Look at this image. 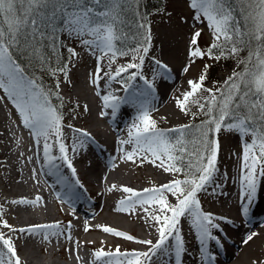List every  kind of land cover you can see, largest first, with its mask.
I'll return each instance as SVG.
<instances>
[{
    "label": "snow or ice",
    "instance_id": "obj_1",
    "mask_svg": "<svg viewBox=\"0 0 264 264\" xmlns=\"http://www.w3.org/2000/svg\"><path fill=\"white\" fill-rule=\"evenodd\" d=\"M183 2L191 15L179 16L177 24L189 25L190 20L192 31L188 37V63L182 71L188 73L198 59L205 58H235L242 67L215 88L205 85L209 64H204L196 78L187 81L188 90L175 98L176 107L192 121L202 116L199 123L163 128L146 105L140 106L126 137L117 138V159L139 167L149 164L172 179L140 191L129 186L117 189L113 184L108 191L125 193L115 211L136 214L156 234V239H141L111 226L90 225L86 220L84 233L99 229L142 246L130 250L119 244L94 248L90 264H184L189 249L182 221L198 242L197 264H214L212 246L222 247V224L235 223L205 210L200 199L201 194L226 195L224 181L228 176L218 167L222 133H236L241 139L242 153L233 155H237L239 163L236 207L244 221H250L258 194L264 192V0H239L243 25L229 0ZM164 15L171 19L166 10ZM198 25L210 30L212 42L206 48L199 45L203 29ZM69 41L95 59L88 83L101 101L100 118H115L125 102L112 89L113 83L127 89L128 83L139 77L152 87L143 74L146 59H151L157 74L170 76L171 69L152 55L153 24L140 12L139 0H0V99L6 98L16 110L21 126L33 141V156L41 166L58 173L60 166L66 165L76 175L75 158L94 139L86 129L66 122L60 87L62 82L71 84L69 65L80 56ZM62 49L67 51V57ZM244 50L247 55L240 58ZM121 59L123 63H119ZM45 75L54 79L52 88L44 85ZM78 108L81 105H71L67 112L71 120L81 115ZM82 108L83 113L90 114L87 104ZM33 156L25 159L32 162ZM31 173L35 180L37 169H31ZM58 199L68 202L63 197ZM8 203L16 207H47L41 195ZM7 212L5 205L0 204V264H24L17 243L21 237L38 238L44 245L64 240L73 245L65 251L69 255L75 253L78 261L82 259L81 241L73 238L71 221L67 225L55 221L18 227L9 222ZM71 214L75 216V208ZM258 236L257 232H250L243 243L248 245ZM47 251L46 247L41 248L42 253ZM253 264H264V260H254Z\"/></svg>",
    "mask_w": 264,
    "mask_h": 264
},
{
    "label": "bare ground",
    "instance_id": "obj_2",
    "mask_svg": "<svg viewBox=\"0 0 264 264\" xmlns=\"http://www.w3.org/2000/svg\"><path fill=\"white\" fill-rule=\"evenodd\" d=\"M173 3L174 7H172L174 9L182 6L181 0H175L173 1ZM175 13L180 12L174 10L173 14ZM181 15H184L186 17L189 15V12L187 10L182 11ZM190 24L191 21L189 20V25ZM169 25L172 29L157 28L156 26L153 28L155 49L152 55L162 59L166 64H168L169 68L171 69V75L169 76L168 74H164L162 76L160 74H157L155 71L156 66L151 62V59L149 58V67H151L150 73L152 75V79L150 82L152 84V87L149 88L148 86H146V88L143 90V94L145 93V95H147V100L145 102L150 103L152 110H157L156 117L163 121L165 120L162 119V117H167V120L177 119L176 111L168 105L170 103L169 100L174 99L175 102V98L182 95L183 87L188 86L187 81L189 79L196 78L194 76L195 74L193 75L192 68L188 73H184L182 71L184 65L188 63V43L186 44V35L184 34L185 31H183V29H185L187 33H191V27L189 25L176 26V23L172 21L169 23ZM201 27L203 29L202 32H206V34L208 35L210 30L206 27V25H201ZM78 47L81 48L79 45ZM91 59L94 58L86 55L83 52L82 55L77 58L76 66L78 68L73 67L69 72V79L71 80V82L75 80V89L81 95H85V82L86 84H88V80L85 78V71L90 72V69L93 70V68L95 67L94 64H90ZM144 74L147 75L146 72ZM0 94L3 96L2 92H0ZM128 95L130 96L129 93ZM4 101L7 106H10V104H8L9 101L6 98H4ZM130 101L133 102L132 97ZM72 103L76 104L77 102L73 100ZM93 121H96V118H94ZM111 131L114 133V135H117L119 133L117 127L115 126H111ZM5 134L6 133L4 131L0 132V142L2 144L6 143L4 140L6 139ZM116 141L117 137L114 141H110L107 139L106 141L103 139H94V142H90L96 149L105 148V150H109L110 152L112 151L111 153L113 159L117 160V157H119V151L117 150L118 145ZM105 150L103 152V155L105 157H101L100 155V157L98 158V156L86 154L87 160H85L84 166L80 170L75 166V168L77 169L76 173L79 174V180L88 187V193L94 196L93 204L95 205V210L92 213L91 218L85 217L86 220L90 225L111 226L117 230L126 231L138 238H151L155 241L156 234L152 233L148 229L144 221L137 218L136 214L118 213L115 211L118 201L124 198L126 194L119 190L110 192L108 191V188L111 185L115 184L117 186V189H119L121 186H129L137 191H140L144 188L159 186L160 184L169 181V176L154 168L153 166L147 165L146 170H148L149 173H144L140 179L141 184L144 183L145 185L140 187L128 185L125 182L120 181V178H122L123 176H127V174H129V170H127L126 167L122 166L116 170L114 169L113 171H110L111 166L107 165V162L111 161L108 156L109 151L107 152ZM9 153L10 150L3 154V158L7 159V161L9 160ZM233 153L237 155L242 153L241 139L236 133H226L221 139V151L219 154L218 162L220 172H226L228 176V179L224 181L226 195L220 197L205 196V199L202 200V204L205 210L212 211L218 215H223L235 222L232 225L222 224L224 231L219 234L222 237V247L217 248L215 245L212 246L213 253L216 256L214 264H253L254 260H264V209L261 208V210L257 211L258 216H255L254 218L251 217L250 221L247 222L244 221L238 214L236 202L239 196V184L237 182L239 163L237 155H233ZM33 168L37 169L35 185L39 190L43 191L44 194H46L44 190L45 186L42 188L44 178L42 177L41 173L43 174V176L49 175L50 173L48 174L47 171H44V167L41 166V163L37 161L35 157H33ZM31 169L28 173H30L32 177ZM39 176L41 177L40 179ZM50 176L54 177L51 181L53 183V186L61 187L66 185L65 177L62 173H60V171L57 173L54 170L52 174H50ZM154 176L156 177L154 178ZM4 186L7 188L6 190H8L10 199H17L26 196V193H19L18 190H14L12 186L8 184V182H4ZM261 196H264V192H260L258 194L257 200ZM55 204L58 207L59 213L70 217L73 220V223L76 222L78 216H73L70 212L67 213L63 209L64 206L57 200V198H55ZM45 216L47 218H51L49 210H47ZM64 221L65 219L60 220V222ZM20 223L21 224H18L16 226L23 227L31 224H41L31 215H26V217H23ZM84 223L85 222H83V224H80L79 221V226L77 225L82 233H84ZM182 224L184 238L189 249L188 255L184 257V264H197L199 256L198 242H195L196 239L194 235L189 231L187 224L183 221ZM253 231L259 233L258 238H256L253 242H250L248 245H245L243 243L244 237L246 236V234ZM85 234L87 235H72L74 239H78L79 241H81V246L88 247L92 250L94 248H100V246L98 245L99 242H103V244H107L112 248L114 246V239L108 240L107 238H104V233L99 229H93L89 233ZM86 241H95V243L86 244L84 243ZM118 242L120 243H116V245L119 244L122 249L130 250L142 248L141 245L135 244L133 242ZM65 248L66 245L62 246L60 249L52 250V253L62 254L68 261L76 260V258H70L68 254L63 252ZM73 255L76 256L75 254ZM79 256L82 258L81 260H79L81 264H90L91 261H89L90 258L88 255L82 254Z\"/></svg>",
    "mask_w": 264,
    "mask_h": 264
},
{
    "label": "rangeland",
    "instance_id": "obj_3",
    "mask_svg": "<svg viewBox=\"0 0 264 264\" xmlns=\"http://www.w3.org/2000/svg\"><path fill=\"white\" fill-rule=\"evenodd\" d=\"M153 1L154 0H139V10L142 14L146 15L150 21H152L153 28L156 26L157 28L172 29L169 23L172 21L176 23V26H179L177 24V18L181 16L182 11L187 10L190 13L189 9L184 4L183 0H181L182 6L181 7L179 6L175 9L173 8L174 7L173 1L175 0H162L163 7L160 10L152 11V13L147 14L145 3L153 2ZM237 5H239V3H237ZM232 6L234 9H236L235 15L237 17V20L242 22L243 24L244 19L238 12L239 8L237 9L236 8L237 6H234V5ZM165 10L168 13H171V19H169L168 16L164 15ZM174 10L180 13L173 14ZM190 15L191 13L188 16H186V18L189 17ZM198 27L202 28L201 25H199ZM183 31H185L184 34L186 35L185 37H186V41H187L186 44H187L188 37L190 36L191 33H187L185 29H183ZM211 42H212V37H211L210 32L208 35L206 34V32H202V35L199 39V45L202 48H206L207 45ZM68 43L70 44V46L75 47L77 50L78 44H75L70 41ZM128 43H132V42L129 41ZM61 51L63 52V55L65 57L68 56V53L66 50L62 49ZM240 58H244L241 55V53H240ZM123 62H124V59H121L119 61V63H123ZM76 64H77V59L72 61L71 64L69 65L70 70L73 67L76 68L77 67ZM90 64L95 65V59H91ZM204 64L210 65L208 69V79L206 80L205 85L206 87H211V88L218 87L220 84L223 83V81L229 75L232 74L234 70L239 71L242 67V65H238L237 59L235 58L221 59L219 61H211V60H208L207 58H205L204 60L198 59L196 63L191 67L193 71V75L195 74L194 75L195 77H197L200 71L203 69ZM149 66H150V62L148 59H146L144 69H143L144 70L143 74L146 72L147 75L144 74V76L149 81H151L152 79L151 78L152 75L150 73L151 67ZM90 71H92V69H90ZM88 73L89 72L85 71V74H86L85 78L87 80L89 79ZM61 79L63 78L61 77ZM43 83L46 87L52 88L54 86V79L50 76L45 75L43 76ZM101 83L103 84V82ZM146 86L148 85H146L144 80L140 79L139 77L135 81H130L128 83L127 88L136 89V94L134 95V96H137L136 105L130 106L133 110L129 108V110L126 109V112L123 111L122 113H120L124 117L123 119L116 121L114 118L108 119V117L100 118L98 116V113L101 110L102 104L99 98L95 96L94 91L92 87L89 85V83L86 84L85 82V95H81L75 89V80L71 82V84L67 82H62L61 87H60V93L63 96L64 102H65L66 122L73 123L77 127L86 129L87 131L91 133L94 139H103L105 141L107 139L110 141H114L116 137L117 138L126 137L128 128L130 127L134 118L138 114V110L141 105H146L149 108L153 117L158 121L159 125L163 128H169V127H173L179 124H185V123H190V122L199 123V121L203 118L202 116H199L196 118L195 121H192L189 116H186L179 111V109L176 107V103L174 102V99H170L169 100L170 103L168 105L171 106V108H173L176 111L177 119L165 120V121L160 120L159 118L156 117L157 110L156 109L152 110L150 103L145 102L147 100V97H146L147 95H145V93L143 94V90L146 88ZM112 89L117 90L116 94L118 96H121V92L125 90V88L122 85L116 84V83L112 84ZM186 90H188V86L183 87V92ZM0 96L2 95L0 94ZM121 97L124 98L125 94H123ZM73 100L77 102L76 104L81 105V108L77 109V111L80 112L81 115L76 120H71L67 116V112L70 111L71 105H74L72 103ZM8 104H10V106L6 105L4 99H0V132L4 131L6 133L5 134L6 139H4L6 143L2 144L0 142V204H4L5 208L8 210L7 217L9 218V222L12 223L13 225L21 224L20 223L21 220L23 219V217H26V215H31L32 217H34V219L39 221L41 224L52 223L55 221H60L61 219H65V221L62 222L63 225H67L68 221H71L72 224L74 225V228L72 229V234H74V236L87 235L85 233H82L80 228L77 227V225L79 224V221H80V224L81 223L83 224V222L86 221L85 217L91 218V215L95 210V207H94L95 205L93 204L94 196L91 195L90 201L88 202V204H86L83 207V210L81 212H77L79 213L78 214L79 216L75 223H73V220L70 217L63 215L62 213H59L58 207L55 204V198H57V200L61 202V204H64L60 199H58L59 197L64 198L65 194L70 191L75 192V193H80L81 190L88 191V187L85 186L82 183V181L79 180L78 178L79 174L76 173V175H73L70 169H68L66 165H61L59 169L60 173H62L65 177L66 185L61 186V187H53V184L51 183V181H52V178L54 177L50 176V174H52L54 169L52 171H49L47 167H44V171H47L48 174L50 173L49 175H46V176H43V174L41 173L42 177L44 178L42 188L45 186L44 190L46 194H44L43 191L39 190L36 187L35 180H33L31 178L30 173H28L29 170L33 168V161L29 162L28 160L25 159V157L33 156V151L31 150L33 149V141L30 138L27 130H25L21 126L16 110L12 107L10 101ZM84 104L88 105L89 109L91 110L90 114L83 113L82 106ZM94 118H96V121H93ZM111 126L117 127L118 132H119L117 135H114V133L111 131ZM65 131H66V134L71 135V133H68L67 129H65ZM224 134H226V132L220 135V142ZM238 137L240 138L239 135ZM8 150H10V153H9V160L7 161V159L3 158L4 156L3 154H5V152H7ZM103 152L104 150L102 148L96 149L92 145V143L88 141L87 146L83 150V152L76 156L75 161H74V166H76L80 170L84 166L85 160H87L86 154H91L93 156H100L103 154ZM111 152H109L108 155H109V159L112 158L111 161H113L114 159H113ZM55 154L58 155V153H55ZM70 155H72L71 152H70ZM118 156H120V152ZM111 161L107 162V165L111 166L110 171H113L114 169L116 170L122 166L126 167L127 170H129L128 171L129 174H127V176H123L122 178H120V181L125 182L128 185H132L136 187L145 185L144 183L141 184L140 179L144 173H149L148 170H146V166L149 164H145L144 166L139 167V166H135L131 164L130 162L126 164L119 159L114 160L115 164L111 163ZM57 163H59V161ZM168 176L170 179H172L170 175ZM155 177L156 176H154V178ZM40 178L41 177L39 176V179ZM4 182H8V184L11 185L14 190H18L19 193H26V196H23L22 198L31 199V198H34L36 195H41L44 198V201L46 202L47 207L44 208L43 206H37L34 208H28V207L10 206L8 202H10L13 199L9 198V193H8V190H6L7 188L4 186ZM200 199L202 202V200L205 199V195L201 194ZM261 200H262V207H263L264 206V196L263 198L261 197ZM63 209L66 212L68 211L72 212V207L69 208L65 206ZM47 210H49L51 214V218H47L45 216V213L47 212ZM104 238H107L108 240L114 239V243H113L114 246L116 245V243H120L118 241H123L119 238H114L113 236H110L109 234H105V233H104ZM195 242L197 241L195 240ZM17 243H18V248H19V254L24 264H81V262H79L77 259L68 261L67 259L64 258V255L59 254V253L57 254L52 253V250L60 249L64 245H66L65 249L73 247L72 244L64 240H60L59 242H57L56 240H53L52 244L44 245L40 243L38 238L27 239L25 237H21ZM98 245L100 247L103 246L105 248H112V247H109L107 244H102L100 242L98 243ZM42 247L48 248L49 251L42 253L40 250ZM63 252L69 255V253L66 252L65 250ZM91 253H92V249L88 247L81 246L79 249V255H82V254L88 255L90 258L89 261L92 260ZM73 254L69 255V257L76 258V256H74Z\"/></svg>",
    "mask_w": 264,
    "mask_h": 264
},
{
    "label": "trees",
    "instance_id": "obj_4",
    "mask_svg": "<svg viewBox=\"0 0 264 264\" xmlns=\"http://www.w3.org/2000/svg\"><path fill=\"white\" fill-rule=\"evenodd\" d=\"M229 3L232 4V5H234V6H237L236 7L237 9L239 8V5H237V3H239V0H230ZM162 7H163L162 0H154L153 2H147V3H145V8L147 10V14L152 13V11H158ZM238 12L241 15V12L240 11H238ZM240 23H241V25H243L242 22H240ZM246 52H247V50L241 51V55L243 57H246V54H247ZM21 63H23V61H21ZM29 71H31V70L29 69ZM53 99H54V102H55V98H53Z\"/></svg>",
    "mask_w": 264,
    "mask_h": 264
}]
</instances>
